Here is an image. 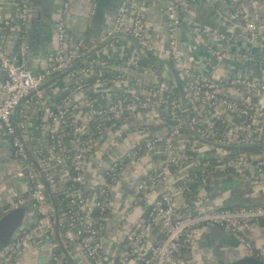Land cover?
<instances>
[{"label": "built area", "instance_id": "1", "mask_svg": "<svg viewBox=\"0 0 264 264\" xmlns=\"http://www.w3.org/2000/svg\"><path fill=\"white\" fill-rule=\"evenodd\" d=\"M71 1L63 0L54 26L56 49L39 72L27 62L32 0H18L15 18L0 19V38L13 32L17 47L14 62L0 40V128L18 174L28 183L24 195L0 198V219L21 207L33 214L17 238L0 248V264H18L46 241L53 264H72L67 249L86 264H194V245L211 227L241 245L239 258L263 260L243 230L264 225V206L207 208L203 201L210 183L226 177L248 178L251 195H264V150L238 152V147H264V109L253 103V97H264V80L215 75L224 61L264 64L259 16L236 6L229 20L240 21L241 38L258 43L260 51L254 56L211 50L205 72L193 67L176 41L183 1L168 0L165 48L146 33L147 0H123L90 55L80 41L68 43L64 16ZM84 1L92 9L98 2ZM194 31L227 38L216 29ZM116 35L131 38L144 56L169 63L183 100L176 84L163 76L167 65H141L138 55L123 51L104 59ZM31 105L39 136L26 123ZM139 161L145 172L127 182L128 199L119 211L127 231L117 251L104 246L111 197L126 166ZM88 167L96 177L90 185ZM44 183L54 199L58 228Z\"/></svg>", "mask_w": 264, "mask_h": 264}, {"label": "crops", "instance_id": "2", "mask_svg": "<svg viewBox=\"0 0 264 264\" xmlns=\"http://www.w3.org/2000/svg\"><path fill=\"white\" fill-rule=\"evenodd\" d=\"M18 0H0V19H13L17 12ZM123 0H98L96 7L84 0H72L64 16V23L68 33V43L81 42L86 55L92 54L96 49L93 46L97 38L110 25L113 24L119 6ZM184 6L180 12V24L176 32V41L184 57L198 71H205L199 67L204 58L209 56L211 50L224 42L232 43V49H238L240 53L256 55L260 46L255 42H248V48L242 47V26L240 21H230L229 14L238 6L247 14H257L261 20L260 26L264 29V6L259 0H181ZM63 0H32L29 23L26 28V37L29 43L27 62L33 72H39L47 67V59L56 49L54 26L60 16ZM168 0H147L145 8L146 33L155 41L159 48H165L168 35L167 19ZM227 21V22H226ZM194 28L216 29L226 33L227 38L220 40L215 36L197 34ZM6 54L16 62L17 47L15 34L7 33L0 38ZM115 49L104 50V59L114 56L118 52H128L131 55L144 56L138 46L128 36L116 35L112 38ZM254 44V45H253ZM186 50V51H185ZM219 51V50H217ZM227 52H236L230 50ZM106 57V58H105ZM207 62V60H206ZM207 66V63H206ZM241 75L249 79H262L264 64L257 61L248 63H232L224 61L218 67L215 75L226 77L227 75ZM163 76L172 83L175 78L170 69L163 71ZM3 76L0 72V80ZM253 103L264 109V97H253ZM29 132L39 136L40 129L37 121L36 107L31 105L26 117ZM95 169L88 167L86 172V185L96 180ZM145 172L144 162H133L126 166L122 172V183L115 188L111 197V211L108 213L106 229L104 232V246L112 249L121 246L127 226L122 222L119 211L128 199L127 182L135 179ZM230 178V177H226ZM224 179V178H223ZM234 184L229 189H223L214 181L210 183L203 197L207 208L236 207L245 203L247 199L254 200L263 196L253 197L250 193V181L248 178H230ZM28 190V183L23 175L18 174L17 165L12 157V149L0 128V198L10 199L13 194L24 195ZM238 203V204H237ZM22 211L19 228L33 220V214L28 207L19 208ZM9 214V213H8ZM7 214V215H8ZM6 216V215H5ZM245 238L251 242L264 260V225L244 228ZM120 243V244H119ZM119 244V245H118ZM241 245L230 235L218 227L203 230L191 252V260L194 264H228L239 259ZM49 242L46 241L36 250V261L42 255L41 264H46L50 259ZM31 249L23 255L18 264H33ZM66 256L72 264H86L78 255L66 250ZM38 264V262H37Z\"/></svg>", "mask_w": 264, "mask_h": 264}, {"label": "water", "instance_id": "3", "mask_svg": "<svg viewBox=\"0 0 264 264\" xmlns=\"http://www.w3.org/2000/svg\"><path fill=\"white\" fill-rule=\"evenodd\" d=\"M241 42H242L243 48L249 47L248 46L249 44L246 43L245 39H241ZM224 43H225L224 45L223 44L217 45V47L215 49L219 50V51L236 50V52H238V49H232V43H229V42H224ZM254 44L257 45V43H254ZM206 60H207V58L205 57L204 60L202 61V63L198 66L202 67V69H204L205 72H209L210 70L206 66ZM166 65L171 70V72L175 78L176 87L179 91L180 98L183 100L182 88H181L179 80H178L177 72L174 70V68L170 64L166 63ZM262 79L264 80V74L262 76ZM214 183L218 184L223 189H229L230 186L234 185L230 182V178L216 179V180H214ZM44 185H45V188H46V191L48 194V198H49V200L53 206L55 226H56V228H58V226H57L58 225V214H57L56 207L54 204V199L49 192L48 185L46 183H44ZM245 203L246 204H252L254 206H264V196L257 198V199H254V200L247 199L245 201ZM21 213H22V211L20 209H17V210L10 212L8 215H6L0 219V248L5 246L11 240H15L17 238L18 229H19V222H20L21 216H22ZM41 260H42V255H39L38 260H37L38 264H41ZM228 264H264V260L257 259V258H239V259H237L233 262H230Z\"/></svg>", "mask_w": 264, "mask_h": 264}, {"label": "trees", "instance_id": "4", "mask_svg": "<svg viewBox=\"0 0 264 264\" xmlns=\"http://www.w3.org/2000/svg\"><path fill=\"white\" fill-rule=\"evenodd\" d=\"M139 61L141 65H152L156 68L161 67L162 65H166L167 62H162L160 60H157L153 57H146V56H139ZM169 64V63H168ZM180 83V82H179ZM181 86V84H180ZM175 92L177 94H179V91L177 89V87L174 88ZM264 150V147L261 145H256V146H250V147H238V152H246V153H257ZM242 205H251L252 204H246V203H241ZM254 206V205H253ZM49 254H50V259L46 264H53L51 256H52V252L49 250ZM33 264H37L36 261V253L33 255Z\"/></svg>", "mask_w": 264, "mask_h": 264}]
</instances>
